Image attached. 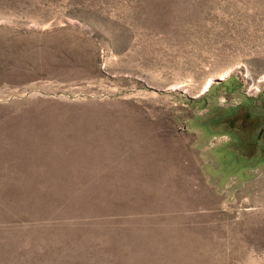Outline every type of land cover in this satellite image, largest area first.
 <instances>
[{
	"label": "rangeland",
	"instance_id": "rangeland-1",
	"mask_svg": "<svg viewBox=\"0 0 264 264\" xmlns=\"http://www.w3.org/2000/svg\"><path fill=\"white\" fill-rule=\"evenodd\" d=\"M51 104L139 113L183 145L214 261L264 264V0H0V118ZM24 222L0 223L4 264L43 252Z\"/></svg>",
	"mask_w": 264,
	"mask_h": 264
},
{
	"label": "bare ground",
	"instance_id": "bare-ground-1",
	"mask_svg": "<svg viewBox=\"0 0 264 264\" xmlns=\"http://www.w3.org/2000/svg\"><path fill=\"white\" fill-rule=\"evenodd\" d=\"M170 142L139 113L95 105L6 115L0 223L24 220L44 233L43 252H32L30 264H215L214 225L184 213L211 198L198 181L191 186L192 162L182 163L183 145ZM4 232L0 259L8 254Z\"/></svg>",
	"mask_w": 264,
	"mask_h": 264
}]
</instances>
